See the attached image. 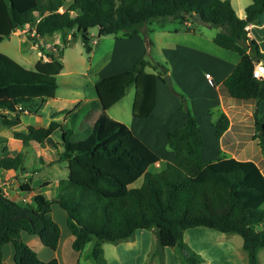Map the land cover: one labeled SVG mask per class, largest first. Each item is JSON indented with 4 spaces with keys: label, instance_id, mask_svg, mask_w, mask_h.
<instances>
[{
    "label": "trees",
    "instance_id": "16d2710c",
    "mask_svg": "<svg viewBox=\"0 0 264 264\" xmlns=\"http://www.w3.org/2000/svg\"><path fill=\"white\" fill-rule=\"evenodd\" d=\"M66 2L0 0V43L19 28H27L28 35L37 41L56 31L72 30V38L80 34L86 51L91 52L90 28L97 26L98 36L143 32L145 50L128 69L99 77L96 99H80L73 108L54 112L48 125L29 124L25 129L17 128L23 115H39L47 100L56 96L67 41L55 44L54 50L40 43L43 53L33 69L0 51L1 122L14 128V136L25 144L43 143L60 131L64 150L58 160L67 161L69 168L68 177L59 181L53 198L37 193L32 202L17 201L0 186V264H61L56 256L42 259L22 236L26 231L39 236L45 246L58 248L61 226L53 217L54 203L66 211L72 248L80 251L94 241L92 255L100 264L105 263V241L129 240L138 229H154L160 244L176 248L183 262L200 264L203 257L184 237L186 229L197 226L240 234L248 263L259 264V251L264 248V174L258 165L223 155L205 160L203 129L186 107L185 124L168 133L174 159L152 171L150 166L162 156L108 110L135 86L133 115L144 119L152 114L158 77L165 81L169 68L150 56V33L155 30L151 25L165 28L170 20L194 23L191 13H201L205 24L220 26L214 42L241 56L224 80L229 94L238 99L264 100V77L253 75L255 63L264 62V53L247 28L263 20L264 0H251L245 17L238 15L231 0H71L62 10ZM180 107L183 109V104ZM92 108L101 111L94 117L90 133L74 140L79 121ZM1 110H8L10 115ZM61 114L63 118H57ZM254 122L253 138L264 154V121L258 109ZM229 123L228 115L219 113L214 122L216 135L221 136ZM23 161L22 153L4 156L0 168L17 170ZM142 176V184L134 186ZM21 187L24 192L32 190L30 182ZM7 243L14 245L13 263L4 260Z\"/></svg>",
    "mask_w": 264,
    "mask_h": 264
},
{
    "label": "rangeland",
    "instance_id": "374dc122",
    "mask_svg": "<svg viewBox=\"0 0 264 264\" xmlns=\"http://www.w3.org/2000/svg\"><path fill=\"white\" fill-rule=\"evenodd\" d=\"M71 0H67L64 9L68 6ZM152 27L158 29L157 24L153 23ZM188 22H180L179 20H170L166 24L167 29L172 31L178 29L181 32L180 35H174V39L183 41L184 34L188 31ZM191 29H195V32H204L202 38L194 39L195 43H200L205 46V43L209 44V47H216V49L222 50L221 46L217 45L213 38L220 31V26H212L202 23H192ZM143 33V32H142ZM159 33V32H158ZM90 34L92 36L93 49L91 52H87L82 36L79 34L76 39L72 38L67 41V44L63 47V61L64 69L57 76L59 87L57 89L56 97H63V99H48L39 115L25 114L23 115V122L17 128L25 129L29 124L35 125H48L51 120V115L57 110L71 109L74 106L73 100L85 99L88 96H96L95 82L99 78L98 69L106 61L107 52L112 48V43L115 41V35H103L98 36V27L90 28ZM144 34V33H143ZM165 34V33H164ZM158 34V35H164ZM167 34V33H166ZM156 36L153 32L150 33V38L153 43L151 45L150 56L157 61L165 63L169 68L168 75L171 77L172 84L165 83L164 92H161L162 97L174 95L175 98L179 99L180 106L184 104V100L187 102V107L194 114L192 91L194 87H189L184 81L175 79L174 74L170 72L171 65L169 64L166 56L164 55L163 45L156 41ZM202 39V40H201ZM21 37L18 34H14L12 37L6 38L0 43V51L11 52L6 47H19V41ZM202 43H201V41ZM145 44V38H144ZM29 61H26L25 65L33 69L35 67L34 62L38 58L37 48H33L28 44L27 50L25 51ZM14 54V53H13ZM91 63L95 67H91ZM125 63L119 65V68H124ZM101 74V73H100ZM166 75V74H165ZM164 75V76H165ZM207 77H205L206 79ZM200 75L197 80V88L200 87V92L209 86ZM135 86H131L127 94L115 105L109 108L108 113L122 122H125L130 127H134L135 116L132 113V105L135 97ZM55 97V98H56ZM204 108V106L202 107ZM101 110L99 108H92L90 114L82 117L79 121V126L73 137L74 140L82 139L86 137L91 131L92 121L96 114ZM181 112L187 113L186 108L183 107ZM217 115V111L214 112ZM10 115V114H9ZM205 115H203V118ZM57 118L62 119L63 114ZM143 119H139L142 121ZM204 126L208 125V121L204 122ZM0 134L8 136L9 140L3 142L0 146V154L8 152L10 155H15L20 152L24 153V161L21 167L16 170L19 175L24 174L21 172L22 167L27 168L28 175L26 179L31 181V185L34 189H39L46 196H52L54 193L56 196V188L61 179L68 177L67 161L59 162H43L45 152L53 146H56V142H62V136L60 132H55L52 136L55 140H52L50 148H44L35 142L30 144H24L21 140H15L14 128L4 125L0 119ZM17 141V142H15ZM19 145H21L19 147ZM20 148V149H19ZM64 150V147H60ZM167 149H171L167 146ZM162 165L154 164L150 166L152 171L159 170ZM2 175V173L0 174ZM2 181H7V178H1ZM49 180L53 184V193H50L49 189L46 191L43 182ZM143 182V176L140 177L134 186H139ZM10 185V184H9ZM26 194V193H25ZM28 194V193H27ZM31 195V193H30ZM53 217L58 221L61 226V239L56 250H53L45 246L39 239L40 245L34 243V249L38 252L42 259H48L52 256H56L61 264H100L92 255L93 242H88L86 246L76 251L72 248V232L67 224L66 211L59 205H54ZM136 236L129 240H123L117 243L105 241L102 244L103 255L105 258L104 264H187L180 258L179 252L172 246H163L160 244L158 236L154 229H138ZM185 241L191 247L203 257L200 264H249L246 251L243 248V237L237 233H225L213 228L205 226H197L188 228L184 232ZM31 245V244H30ZM32 246V245H31ZM44 247V249H41ZM244 258V259H243ZM259 264H264V248L259 251Z\"/></svg>",
    "mask_w": 264,
    "mask_h": 264
},
{
    "label": "crops",
    "instance_id": "0c3cea01",
    "mask_svg": "<svg viewBox=\"0 0 264 264\" xmlns=\"http://www.w3.org/2000/svg\"><path fill=\"white\" fill-rule=\"evenodd\" d=\"M231 1L238 15L240 17H245V9L247 5L250 4L251 0ZM62 10H64V8H62ZM188 25L190 28L189 30L191 31H188L183 35V41L176 40L173 37L174 35L181 34L178 29L172 31L170 29L159 28L157 26L158 29L155 28L153 34L156 36V41L163 45L162 48L164 55L171 65L170 72L174 74L175 79H178L179 81L185 80L189 87H194V90L192 91L194 94H191L192 100L194 99L193 111L194 115H196L199 119L205 136V143L202 150L204 159L216 160L219 156L223 155L227 157H234L239 160L253 161L258 165L259 169L264 174V154L257 139L253 138L255 129L254 112L258 109L259 118L260 120L264 121V100L258 101L253 98L238 99L232 97L224 85V80L239 63L241 59L240 54L227 48L222 50L216 49V47L210 48L208 43H205V46L200 43H195L194 39L202 38L204 36V32H195V29H191L192 23L188 22ZM247 28L249 29V36L258 42L260 50L264 53V18L260 23L249 24ZM14 34H18V36L21 37V40L19 41V47L16 49L14 47H6V49L12 51V53L6 52V54L10 55L15 60L27 67L25 63L29 60L25 54V51L27 50L28 44H30V46L33 48H37L38 50V58L34 62L35 65L43 53V51L40 49V43H42L47 49L54 48L55 44L63 45L65 40L69 41L71 39L72 30H67L65 32L56 31L51 35H45L40 41L33 40L28 35L27 28H19L18 30L14 31L10 37H12ZM114 38L115 41L112 43V48L106 53V61L98 69L97 73H99V77L108 76L128 69L144 53L145 36L142 32L134 33L131 36L115 35ZM122 63H125L124 68H119V65ZM93 64L94 63H91L90 66L95 67ZM199 75L204 78L206 82H208V86L211 82L210 87L205 88L203 91H201V93L198 92L200 91V87L195 89L197 87ZM209 76L212 78V80L209 79ZM205 77L207 78L205 79ZM165 83L167 82L161 77H158L157 104L155 109L148 118H144L142 121H139L141 118L135 117L134 127L136 130L131 127L138 136H140L151 148H153L162 156L161 161L156 163H159L160 165H162V163L165 165L166 162L172 161L174 159V151L167 149L168 133L173 129L184 125L187 117V113L185 114L181 112L182 108L180 107L179 99L175 98L174 95H166L165 97H162L164 95L163 94L160 96L161 92H164ZM55 97H53V99H63V97ZM97 97L98 95L96 91V96H88L84 100L96 99ZM78 100L80 99L73 100L74 104ZM203 106L204 108H202ZM215 111H217L218 114L225 112L230 120L229 127L221 136H217L215 131L214 122L218 116V114L215 115ZM203 115H205V119L203 118ZM202 120H204V122L208 121V125L204 126ZM52 135L49 136L43 143L36 141H31L30 143L35 142L44 148H50V144L52 140H54ZM17 139L19 138H16L15 140ZM8 140V136L0 134V146L3 142H7ZM20 146L21 145H19V147ZM61 146H63L61 142H56V146H53L51 149H49L48 153L45 152L46 158H44L42 161L54 163L63 161L58 160L59 153L62 152L60 148ZM20 153H22L24 157V153ZM9 155L10 154L4 150L3 154H0V159ZM164 165L162 167H164ZM21 172L25 173L24 179L22 178V175H19L14 169L0 168V174L2 173V175H0V179L3 177L7 178V181L10 184L8 186L12 189V195L10 196L11 198L21 201V199L25 197L28 201L32 202L34 196L37 193L43 192L39 191V189H34L31 185V181L26 179V175H28L27 168L24 167ZM27 182H30L32 190L24 192L21 185L22 183ZM43 185L44 188L46 187V191L49 189L50 193H53L51 190H53L54 187L49 180H45ZM56 192H58V186L56 188ZM54 195L55 194L53 193L52 196L47 197L53 198L55 197ZM54 205L58 204L54 203L53 208ZM22 236L23 239L27 243L31 244L33 248L35 247L34 243L40 245L38 239L39 236L29 234L26 231H23ZM32 240L34 241L33 244L31 243ZM41 249H44V247H41ZM14 253L15 249L13 243L5 244L4 260L9 263H13Z\"/></svg>",
    "mask_w": 264,
    "mask_h": 264
},
{
    "label": "built area",
    "instance_id": "2783aa9c",
    "mask_svg": "<svg viewBox=\"0 0 264 264\" xmlns=\"http://www.w3.org/2000/svg\"><path fill=\"white\" fill-rule=\"evenodd\" d=\"M253 75H254V77H258V78L264 77V62L262 60L257 61L255 63L254 68H253ZM209 79L212 80V78L210 76H209ZM20 108H22V106H20ZM1 111L3 113L10 114V112L8 110H1ZM8 185H9L8 181H2L0 179V186L3 187L4 193L8 196H11L12 195V189ZM21 201L27 202L28 200L24 197L21 199Z\"/></svg>",
    "mask_w": 264,
    "mask_h": 264
},
{
    "label": "water",
    "instance_id": "95a60500",
    "mask_svg": "<svg viewBox=\"0 0 264 264\" xmlns=\"http://www.w3.org/2000/svg\"><path fill=\"white\" fill-rule=\"evenodd\" d=\"M190 18L192 19V20H194L196 23H203L204 22V18H203V16H202V14L201 13H191L190 14ZM164 79H165V81L167 82V83H169V85L171 86V84H172V81H171V77L168 75V74H166L165 76H164ZM183 106L186 108L187 107V102L184 100V104H183Z\"/></svg>",
    "mask_w": 264,
    "mask_h": 264
}]
</instances>
